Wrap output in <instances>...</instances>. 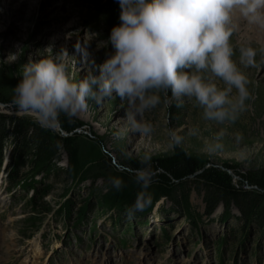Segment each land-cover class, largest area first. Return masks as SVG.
<instances>
[{
  "label": "rangeland",
  "instance_id": "obj_1",
  "mask_svg": "<svg viewBox=\"0 0 264 264\" xmlns=\"http://www.w3.org/2000/svg\"><path fill=\"white\" fill-rule=\"evenodd\" d=\"M108 1L0 0V264H264V29L240 18L231 38L250 81L235 123L205 119L185 97L181 107L161 103L145 113L151 134L118 140L129 109L115 94L90 99L75 116L61 113L54 128L17 111L27 63L62 56L79 82L114 52ZM248 46L257 49L256 66L240 63ZM170 129L184 137L174 150ZM38 131L57 135L53 153ZM221 132L223 150L206 151ZM146 152L157 170L147 190L153 202L129 219L142 191L129 169L142 167Z\"/></svg>",
  "mask_w": 264,
  "mask_h": 264
},
{
  "label": "clouds",
  "instance_id": "obj_2",
  "mask_svg": "<svg viewBox=\"0 0 264 264\" xmlns=\"http://www.w3.org/2000/svg\"><path fill=\"white\" fill-rule=\"evenodd\" d=\"M119 4L121 23L109 37L114 52L100 65L92 62L95 72L76 82L62 56L59 62L51 57L29 62L15 87L17 111L54 128L61 113L75 116L89 109L90 99L99 104L115 94L127 101L129 109L127 126L114 133L118 140L128 133L151 134L154 126L144 119L145 113L161 103L181 107L185 97L195 99L205 119L235 123L250 97V81L233 60L231 38L240 18L264 29V0H119ZM239 51L241 64L256 66L257 49L248 46ZM198 132L194 128L189 134ZM168 135L170 150L183 143L177 131L170 129ZM222 139L223 132L206 144V151L223 150ZM139 162L142 167L129 169L142 188L127 209L129 219L153 202L147 191L157 175L151 154L146 152ZM112 185L120 189L123 180L114 177Z\"/></svg>",
  "mask_w": 264,
  "mask_h": 264
},
{
  "label": "trees",
  "instance_id": "obj_3",
  "mask_svg": "<svg viewBox=\"0 0 264 264\" xmlns=\"http://www.w3.org/2000/svg\"><path fill=\"white\" fill-rule=\"evenodd\" d=\"M108 4L110 5L112 4L109 13L108 24H110V27L112 26L111 28L113 29L114 26H117L121 23L120 21L121 9L117 5H114L112 0H109ZM56 137L57 135L54 133L49 134L44 131H38L37 142L40 144L43 150L51 151L53 153L57 149V144L55 142ZM181 170L187 171L188 169L187 167H182Z\"/></svg>",
  "mask_w": 264,
  "mask_h": 264
},
{
  "label": "bare ground",
  "instance_id": "obj_4",
  "mask_svg": "<svg viewBox=\"0 0 264 264\" xmlns=\"http://www.w3.org/2000/svg\"><path fill=\"white\" fill-rule=\"evenodd\" d=\"M58 5H59V3H58Z\"/></svg>",
  "mask_w": 264,
  "mask_h": 264
}]
</instances>
